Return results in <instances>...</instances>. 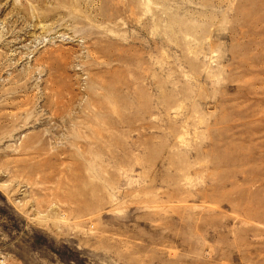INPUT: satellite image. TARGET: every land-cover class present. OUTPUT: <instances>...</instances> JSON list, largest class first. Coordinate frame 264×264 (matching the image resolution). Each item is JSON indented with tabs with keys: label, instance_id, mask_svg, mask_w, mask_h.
<instances>
[{
	"label": "rangeland",
	"instance_id": "rangeland-1",
	"mask_svg": "<svg viewBox=\"0 0 264 264\" xmlns=\"http://www.w3.org/2000/svg\"><path fill=\"white\" fill-rule=\"evenodd\" d=\"M264 264V0H0V264Z\"/></svg>",
	"mask_w": 264,
	"mask_h": 264
},
{
	"label": "built area",
	"instance_id": "built-area-1",
	"mask_svg": "<svg viewBox=\"0 0 264 264\" xmlns=\"http://www.w3.org/2000/svg\"><path fill=\"white\" fill-rule=\"evenodd\" d=\"M1 264H4L3 261H1Z\"/></svg>",
	"mask_w": 264,
	"mask_h": 264
}]
</instances>
